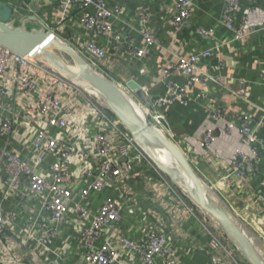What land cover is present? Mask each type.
<instances>
[{"label":"built area","instance_id":"built-area-1","mask_svg":"<svg viewBox=\"0 0 264 264\" xmlns=\"http://www.w3.org/2000/svg\"><path fill=\"white\" fill-rule=\"evenodd\" d=\"M55 1L63 12L71 7L80 11V26L85 32L105 34L116 49L122 47L129 56L147 55V49L126 46L121 34L113 31L110 19L123 13L120 5H108L106 0ZM191 4L192 0H174L172 24H185ZM239 9L240 0H225L222 24L234 31L236 37L243 38L250 32V24L243 16L240 25L235 26ZM139 19L143 26L151 21L145 12H139ZM39 24L48 33L51 44H59L72 59L82 62L77 72L65 76L58 68L65 66H59L45 55H20L0 46V264H64L65 251L53 246V241L69 231L80 240L81 264H131L133 261L156 264L157 259L164 264H176L178 249L169 243L167 232L149 226L143 238L135 240L116 227L126 212L121 204L126 194L125 181L141 178L143 172H148L144 176L146 186L152 183L158 190L160 184L154 181L158 177L185 206L188 204L160 162L146 150L143 141L136 139L132 125H128L129 119L112 115L92 97V89L97 87L85 81L81 71L89 73L90 70L89 74L96 81L113 86L124 96L126 92L134 95L127 83L115 80L111 71L98 63L107 57L109 47L90 41L80 48L60 35L53 23L39 20ZM195 31L203 38H210L212 33L211 28ZM142 36L147 47L157 42L153 31L146 27L142 29ZM81 49L89 57L84 56ZM211 56V50L204 49L178 56L176 61L162 68V76L177 71L186 82L168 83L167 93L159 97L157 103L186 104L189 87L208 78L201 65ZM81 100L89 104L90 114L81 112ZM207 111L214 122L225 120L227 116L224 108L208 105ZM149 113L154 115L149 123L165 135L161 123L164 118L154 109L142 113L141 126L145 125ZM249 119V115H244L239 126L225 120L227 130H236L240 145L226 160L228 173L224 178L239 184L246 178L247 170H255L258 147L264 146V141L260 142L248 126ZM168 138L175 146L187 145L183 138ZM214 140L212 129H208L201 134L200 144L208 146ZM11 141L27 143L28 154H19L10 145ZM48 157L49 166L43 170L42 164ZM78 179L83 186L74 188L72 185ZM260 183L264 186V178ZM109 188L120 189V195L106 193L93 207L89 202L91 196ZM201 226L210 237L211 250L223 249L229 253L206 224L201 222ZM232 259L238 264L234 257ZM217 260L221 262V258Z\"/></svg>","mask_w":264,"mask_h":264},{"label":"crops","instance_id":"crops-1","mask_svg":"<svg viewBox=\"0 0 264 264\" xmlns=\"http://www.w3.org/2000/svg\"><path fill=\"white\" fill-rule=\"evenodd\" d=\"M3 1L16 8L21 16L20 22H24L27 29H42L39 20L51 22L60 35L77 47L83 48L90 41L108 46L107 57L98 60V63L110 70L115 80L125 84L134 80L142 87L155 112L164 118L167 125L165 135L172 139L186 140V160L195 172V177L207 185L216 199L240 221L247 234L255 236L258 241L257 252L264 260V186L260 183L264 178V146L258 147L259 160L255 170H247L246 178L240 184L224 178L228 173L226 160L240 145L236 130H227L225 120L239 126L243 116L249 115L248 126L260 142L264 141V0H240L234 24L238 27L243 16L247 17L250 24V32L243 38L236 37L234 31L226 29L222 24L225 0H192L190 14L185 24L180 26L171 22L174 0H106L108 5L118 4L123 9V13L117 18L110 19L113 31L121 34L126 46L147 49V55L142 58L125 54L122 47L116 49L105 34L85 32L80 26V11L74 7L63 12L55 0ZM139 12L148 13L150 23L143 26ZM144 27L152 30L157 38V42L150 47H147L142 36ZM196 28H211L210 38L201 37L196 33ZM204 49L212 52L209 60L201 65L208 78L204 77L200 83L189 87L186 104H158L157 99L168 91V83L186 82L177 71L162 76V68L176 61L178 56ZM81 52L89 57L84 49ZM89 84L93 85L91 81ZM117 96L124 98L120 94ZM92 97L98 99L109 113L120 116L119 111L111 107L97 88L92 89ZM125 98L127 102L119 99L123 104L127 103V109L131 107L134 118L142 117V113L147 110L143 103L128 92ZM79 102L81 112L90 114L89 104L84 100ZM208 105L224 108L227 113L225 120L212 121L208 115ZM208 129H212L215 140L208 146L201 145V134ZM136 139L140 142L144 140L143 145L149 152L151 149H161L170 156V150L162 142L140 134ZM10 145L22 156L28 154L27 143L21 145L11 141ZM90 160L94 163V160ZM157 160L166 167L164 159L158 156ZM49 161L48 157L47 162L42 164L43 170L48 168ZM147 175L148 172H143L141 178L125 181L126 194L121 204L122 210L126 212L116 224L118 231L135 240H141L149 226L167 232L169 243L178 249L176 264H235L233 256L223 249L213 251L209 248L210 237L203 230V221L195 208L183 197L188 204V207L185 206L158 177L154 179L155 184H160L158 190L152 183L146 186L144 176ZM172 181L176 183L175 180ZM72 186L79 188L83 183L78 179ZM119 191L121 190L109 188L103 193L93 194L89 202L96 207L104 194L118 197ZM195 202L202 209L205 208L196 200ZM53 246H60L65 251L64 264H81L80 240L73 231L57 236ZM217 258H221V262ZM131 264L138 263L133 261ZM156 264L164 263L157 259Z\"/></svg>","mask_w":264,"mask_h":264},{"label":"water","instance_id":"water-1","mask_svg":"<svg viewBox=\"0 0 264 264\" xmlns=\"http://www.w3.org/2000/svg\"><path fill=\"white\" fill-rule=\"evenodd\" d=\"M20 21L21 16L17 13L16 8L7 2L0 1V46H4L20 55L29 54L31 57H36L41 54L44 55L45 52L43 47L51 43L48 33L43 29H27L25 23ZM16 22H20V24H16ZM81 75L91 81V83L95 85L98 90H100L107 102L110 103L111 107H114L119 111L120 116H126L129 119L128 125H132L133 133H135L136 137L140 134V136H149L154 140H159L160 142L168 141L166 136L158 133L147 122V120L145 125L142 127L140 124V118H134L133 112L125 107L126 103L123 104L121 99L115 96L111 91L109 92V90H107L102 83L96 81L88 72L81 71ZM127 87L129 90L134 91V95L149 111H153L151 101L146 96L145 92L140 88L139 84L134 81H129L127 82ZM136 121L138 122V125L135 124ZM161 123L164 128H167L164 120H161ZM162 167L167 173L168 171L165 167L163 165ZM169 175L172 180H177L172 174ZM184 175L187 176L185 173ZM188 177L194 179L191 180V182L195 184L197 195L191 193L193 198L211 212L214 219L222 226L226 234L231 237L238 249L241 250L248 264H264V260L258 252L253 251L247 234L233 222L231 217L218 201L203 191L201 187L202 181L196 177L187 176V178Z\"/></svg>","mask_w":264,"mask_h":264},{"label":"rangeland","instance_id":"rangeland-1","mask_svg":"<svg viewBox=\"0 0 264 264\" xmlns=\"http://www.w3.org/2000/svg\"><path fill=\"white\" fill-rule=\"evenodd\" d=\"M16 24H19V23L16 22ZM43 50L45 52L44 53L45 56L53 59V61H55L57 64H59V66L60 65L65 66V67H58L59 70L63 71V73L77 72L78 66L81 65L82 60L72 59V56L68 55L64 51V49H62L60 47V45L57 43H55V44L49 43L43 47ZM89 73L91 74L92 72L89 70ZM110 87H111L110 89L108 88L109 92L111 91L115 96H117V94L123 95L122 92H120L119 90H117L113 86H110ZM112 88H114V89H112ZM93 98L96 99L95 97H93ZM119 98H121L123 101L126 100V98H122V97H119ZM111 114L113 115V113H111ZM153 116L154 115L152 113H149V115H147L148 123H149V121L151 122ZM137 123L138 122L136 121L135 124L138 125ZM150 125L152 126V124H150ZM166 139L168 141H164L162 143L164 146H166L170 150V157H169V155L165 156V154H163L164 150L162 151L161 149H157V150L151 149L153 156L157 159H158V156L160 158L164 159L166 167H167V168L165 167L166 170L168 169V162H170L169 160L172 158V159H174V162L177 163V166L175 165V167H177V171L180 174L184 175V173H185V174H187V176L195 177L196 176L195 172L192 170V168L190 167V165L188 164V162L186 160L187 159L186 158V155H187L186 147L173 145L172 141L167 136H166ZM155 141L160 142L157 139H155ZM167 171H168L167 173L172 174L169 172V170H167ZM180 171H182V172H180ZM175 175L178 176V174H175ZM187 176H185V177L187 178ZM196 178H198V177H196ZM187 179H188V181H186V182H184V181L180 182V181H178V179L175 180L176 181V183H175L176 188L179 190V192L182 194V196L186 199L188 204H190L193 208H195V212L197 213L198 217L219 238V240H222V242L224 243V245L227 248V250L229 251V253L237 260V262H240L241 264H248L245 257L243 256L241 250L238 249V247L235 245V243L233 242L231 237L226 234V232L223 230L222 226L214 219L211 212L206 207H205V210L202 209V207L201 206L199 207V205L195 202L192 194L190 193V190H191L190 188H192V185L189 182V180L191 181L194 179L190 178V177H188ZM201 187H202L203 191H205V189L207 188V185H205L203 183V184H201ZM204 214L207 215V217ZM244 232H246V231H244ZM253 251L257 252V249L254 248Z\"/></svg>","mask_w":264,"mask_h":264},{"label":"bare ground","instance_id":"bare-ground-1","mask_svg":"<svg viewBox=\"0 0 264 264\" xmlns=\"http://www.w3.org/2000/svg\"><path fill=\"white\" fill-rule=\"evenodd\" d=\"M103 84V86H105V88L107 89V90H109L111 87L109 86V85H107V84H104V83H102ZM109 88V89H108ZM112 89H114V88H112ZM118 97V96H117ZM120 97V96H119ZM118 97V98H119ZM123 98V97H122ZM125 98V97H124ZM125 102H127L126 100H124ZM127 104V103H126ZM131 108V107H130ZM129 108V109H130ZM130 110H132V109H130ZM163 151V150H162ZM150 153L153 155V153L150 151ZM163 154H165V156H168V153L166 154L164 151H163ZM173 156V155H172ZM170 157V156H169ZM168 159V158H167ZM170 162H168V169L167 170H169V172L170 173H172V175L176 178V179H178V181H180V182H182V181H184V182H186V181H188V179L187 178H185V176L184 175H182V174H180L178 171H177V167H175V165L177 166V163H175L174 162V159H170L169 160ZM178 174V176H176L175 174ZM180 174V175H179ZM190 183H191V185H192V188H190L191 190H190V193H192V194H194V195H197V192H196V188H195V184L193 183V182H191V181H189Z\"/></svg>","mask_w":264,"mask_h":264},{"label":"trees","instance_id":"trees-1","mask_svg":"<svg viewBox=\"0 0 264 264\" xmlns=\"http://www.w3.org/2000/svg\"><path fill=\"white\" fill-rule=\"evenodd\" d=\"M205 192L210 196V197H212L213 199H215L216 201H218L216 198V196L213 194V192L212 191H210V190H208L207 188L205 189ZM221 205H222V207L225 209V211L228 213V215L231 217V219L233 220V222L240 228V229H242L243 231H244V229H243V227H242V225L240 224V221L237 219V218H235V216L226 208V206L222 203V202H220V201H218ZM205 207V206H204ZM205 209V208H204ZM246 233V232H245ZM247 234V233H246ZM247 236H248V238H249V240H250V242H251V246H252V249H254V248H256L257 247V245H258V241H257V239L255 238V236L251 233V234H247Z\"/></svg>","mask_w":264,"mask_h":264}]
</instances>
